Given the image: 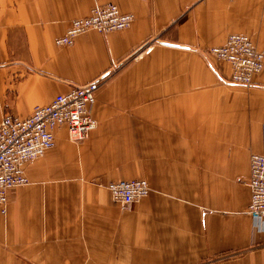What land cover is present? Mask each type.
<instances>
[{"label": "crops", "instance_id": "obj_1", "mask_svg": "<svg viewBox=\"0 0 264 264\" xmlns=\"http://www.w3.org/2000/svg\"><path fill=\"white\" fill-rule=\"evenodd\" d=\"M108 3L133 16L128 29L54 45ZM230 34L264 54V0H0V119L99 78L89 141L74 148L58 128L55 152H78L81 167L86 152L95 171L99 155L134 156L122 163L148 171L149 187L123 210L73 166L33 163L0 211V264H264L262 224L246 215L249 157L264 153V70L247 88L222 80L207 51Z\"/></svg>", "mask_w": 264, "mask_h": 264}, {"label": "built area", "instance_id": "obj_2", "mask_svg": "<svg viewBox=\"0 0 264 264\" xmlns=\"http://www.w3.org/2000/svg\"><path fill=\"white\" fill-rule=\"evenodd\" d=\"M131 14L121 13L113 4L92 8L88 15L73 20L65 33L54 41L55 46H71L75 39L89 31L118 32L129 28ZM148 50H150L148 48ZM209 54L229 65L231 82L249 87L254 77L262 71L263 55L256 50L245 35L230 34L222 46L213 47ZM99 80L73 87L55 95L46 105L35 106L26 118L4 114L0 120V208L7 204L10 189L28 184L26 167L54 148V131L65 128L68 139L81 142L96 128L91 116ZM250 192L246 215L260 221L264 240V154L251 155L249 159ZM112 202L123 210L146 197L149 192L144 180L119 181L107 184Z\"/></svg>", "mask_w": 264, "mask_h": 264}, {"label": "rangeland", "instance_id": "obj_3", "mask_svg": "<svg viewBox=\"0 0 264 264\" xmlns=\"http://www.w3.org/2000/svg\"><path fill=\"white\" fill-rule=\"evenodd\" d=\"M109 4V3H108ZM111 4V3H110ZM114 5V4H113ZM94 8V7H93ZM91 10V9H90ZM89 13V12H88ZM88 15V14H87ZM86 15V16H87ZM85 17V16H84ZM82 18V17H81ZM77 19V18H76ZM71 24V23H70ZM132 24V23H131ZM70 26V25H69ZM130 27V26H129ZM128 29V28H127ZM67 30V29H66ZM124 31V30H123ZM120 32H122V31H120ZM65 33V32H64ZM98 33V32H97ZM62 36V35H61ZM248 39H249V41L252 43V40L247 36V35H245ZM55 41V40H54ZM74 44V43H73ZM72 44V45H73ZM224 44V43H223ZM222 44V45H223ZM55 45V44H54ZM71 45V46H72ZM221 45V46H222ZM252 45H253V43H252ZM254 46V45H253ZM58 47V46H57ZM68 47H70V46H68ZM217 47H219V46H217ZM255 47V46H254ZM148 48L150 49V47H147L146 49H145V51H148ZM215 48V47H214ZM256 48V47H255ZM211 49V48H210ZM209 49V50H210ZM209 50L207 51V56L209 57V59L210 60H214V62L215 63H217V64H219L220 66H222V67H225L226 68V70H227V72H226V74H224V75H222L221 77H222V80L225 82V83H227V84H231V85H234V86H239V87H244V86H241V85H236V84H234V83H232L231 82V74H230V68H229V65L227 64V63H225V62H222V61H219L217 58L215 59L213 56H211L210 54H209ZM257 50V49H256ZM257 51H259V50H257ZM262 55H263V68H262V71L260 72V73H258L257 75H255V77H254V81H253V84H254V82H256V78L258 77V76H260V74L263 72V70H264V54L261 52V51H259ZM95 80H99L98 82H99V86L100 85H102V82H101V79H95ZM95 80H92V81H95ZM92 81H90V82H92ZM89 83V82H88ZM88 83H86V84H88ZM86 84H84V85H86ZM252 84V85H253ZM251 85V86H252ZM80 86H83V85H80ZM98 86V87H99ZM74 87H79V86H74ZM250 87V86H249ZM73 88V87H72ZM247 88V87H246ZM95 100H96V95H95ZM95 104V103H94ZM94 106V105H93ZM93 108V107H92ZM32 111V110H31ZM4 114H8V113H4ZM3 114V115H4ZM2 115V116H3ZM11 115V114H10ZM91 116L93 117V114H92V110H91ZM93 119H94V117H93ZM95 120V119H94ZM96 121V120H95ZM96 127H97V122H96ZM96 129V128H95ZM94 129V130H95ZM94 130L89 134V136H88V138L86 139V140H84V141H81V142H73V141H71V140H69L68 139V141L73 145V147L74 148H77V147H79V146H81L82 144H85L86 142H88L89 141V138L91 137V135L93 134V132H94ZM119 143L118 144H120L121 146H123V145H127V144H129L130 142H131V140H119L118 141ZM55 149H56V145H55V147L51 150V151H49V152H46L42 157H40V158H38L37 160H35V161H33L31 164H29L27 167H30L33 163H36V162H38V161H40V160H44V161H46V162H59V166H60V168H61V170H62V168L64 169V170H66L67 168H70L71 166H73V170H74V176H72V177H76V178H89V179H91V180H97V184H98V186L99 187H101V188H103L104 190H106V192H107V194H108V196H109V193H108V191H107V184H109V183H112V182H119V181H131V180H144V179H146V177H147V175H148V171H146L145 169L143 170V171H138V170H132V168H129V169H127V168H125V164L124 163H122V159H128V160H130V162H137L136 161V159L134 158V156H131V155H127V156H125V155H115V157L112 159V160H118L121 164H123V165H121L122 166V169H118V164H115V166L114 167H112V166H110V167H108V166H106L109 162H111L112 160H109V161H106L105 163H104V161H105V159L106 158H109V156H105V155H99V157H98V159H99V162H98V166H99V169L97 170V171H95V169L93 168L94 167V165H95V161H94V158H89L88 156H87V153L86 152H83V154L85 155L84 156V159L86 158H88L89 160L88 161H86V162H84V168H83V166L81 167L80 165H79V163H78V152H73V151H69V152H66V153H63V154H61V153H58V154H56V152H55ZM146 149H144V151H145ZM262 155V154H264V153H262V154H258V153H252V154H250V157H251V155ZM60 156H64L63 158H60ZM66 156V157H65ZM153 157H155V158H158L159 156L158 155H143L142 156V162L143 161H145V160H147L148 158H150L151 160L153 159ZM250 157H249V159H250ZM111 158H112V156H111ZM110 158V159H111ZM249 163V162H248ZM27 167H26V170H27ZM83 169V170H82ZM92 169V170H91ZM50 171L49 173H48V175L49 174H51V172H55V175L56 174H61L62 173V171ZM64 172H66V171H64ZM25 174H26V177H27V180H28V176H27V172L25 171ZM48 175H47V177H48ZM52 175V174H51ZM60 176V175H59ZM145 182H146V180H144ZM147 183V182H146ZM110 197V196H109ZM111 200V199H110ZM112 201V200H111ZM114 203V202H113ZM7 205V204H6ZM0 211L1 212H4V210L2 211L1 210V208H0Z\"/></svg>", "mask_w": 264, "mask_h": 264}, {"label": "bare ground", "instance_id": "obj_4", "mask_svg": "<svg viewBox=\"0 0 264 264\" xmlns=\"http://www.w3.org/2000/svg\"><path fill=\"white\" fill-rule=\"evenodd\" d=\"M118 32H120V31H118ZM29 115H30V114H29ZM29 115H28V116H29ZM28 116H27V117H28ZM2 117H3V116H2ZM15 117H16V116H15ZM17 118H18V117H17ZM25 118H26V117H25ZM1 119H2V118H1ZM1 119H0V120H1ZM66 133H67V132H66ZM67 138H68V136H67ZM54 142H55V136H54ZM54 147H55V145H54ZM10 190H11V189H10ZM8 191H9V190H8ZM7 194H8V192H7Z\"/></svg>", "mask_w": 264, "mask_h": 264}]
</instances>
